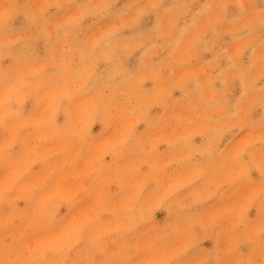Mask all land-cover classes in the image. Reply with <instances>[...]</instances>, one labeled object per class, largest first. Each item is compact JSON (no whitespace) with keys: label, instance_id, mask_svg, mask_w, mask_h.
Masks as SVG:
<instances>
[{"label":"rangeland","instance_id":"rangeland-1","mask_svg":"<svg viewBox=\"0 0 264 264\" xmlns=\"http://www.w3.org/2000/svg\"><path fill=\"white\" fill-rule=\"evenodd\" d=\"M0 264H264V0H0Z\"/></svg>","mask_w":264,"mask_h":264}]
</instances>
